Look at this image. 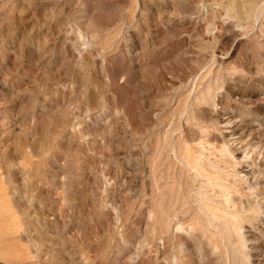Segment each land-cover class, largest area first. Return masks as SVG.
Masks as SVG:
<instances>
[{
  "label": "rangeland",
  "instance_id": "374dc122",
  "mask_svg": "<svg viewBox=\"0 0 264 264\" xmlns=\"http://www.w3.org/2000/svg\"><path fill=\"white\" fill-rule=\"evenodd\" d=\"M0 264H264V0H0Z\"/></svg>",
  "mask_w": 264,
  "mask_h": 264
},
{
  "label": "bare ground",
  "instance_id": "6f19581e",
  "mask_svg": "<svg viewBox=\"0 0 264 264\" xmlns=\"http://www.w3.org/2000/svg\"><path fill=\"white\" fill-rule=\"evenodd\" d=\"M234 1H235V3H236L237 0H233V2H234ZM254 1H255V0H254ZM237 3H238V2H237ZM248 3H250V2H248ZM248 3H247V5H244L245 7L243 6V11L247 10L246 13H248L249 10H251V8H249L250 5L248 6ZM231 4H232V3H231ZM255 5H256V4H255ZM238 7H239V6H238ZM226 8H227V6H226ZM245 8H247V9H245ZM254 8H255V7H254ZM254 8H253V10H254ZM254 11H255V10H254ZM225 12H226V10H225ZM233 12H234V11H233ZM226 13H227V12H226ZM235 13H236V12H235ZM246 13L244 12V13H242V14L245 15ZM250 13H251V12H250ZM232 14H233V13H232ZM248 14H249V13H248ZM252 14H253V13H252ZM234 16H235V15H234ZM242 16H243V15H242ZM239 17H240V15H239ZM244 17H245V16H244ZM250 17H251V15H250ZM252 17H253V16H252ZM235 18H236V16H235ZM241 21H243V20L241 19ZM209 82H210V81H209ZM210 86H211V85H210ZM206 90H207V88H206ZM206 90H205V92L208 93L209 91H206ZM202 93H203V96H204V94H206V93H204V92H201L200 95H199L200 97H201ZM207 95H208V94H207ZM196 100H197V102L199 103V102H201V101H204V102H205L206 99H205V97H204V98L201 97L200 99H199V98H196ZM196 100L194 99L195 102H196ZM207 101H208V99L206 100V102H207ZM197 102H196V103H197ZM204 102H202V103H204ZM198 103H197V104H198ZM202 103H200V104H198V105H201ZM205 104H206V103H205ZM198 105H197V107H198ZM202 106H205V105L202 104L201 107H202ZM206 107H207V106H206ZM185 122H186V121H185ZM195 125H196V124H195ZM198 125H199V124H198ZM196 128H197V127H196ZM197 129H198V128H197ZM200 129H201V128H200ZM202 135H203V134H202ZM195 136H196V135H195ZM195 136H194V137H195ZM197 136H198V135H197ZM197 136H196V137H197ZM198 137H199V136H198ZM183 139H184V138H183ZM194 141H195V140H194ZM188 142H189V141H188ZM195 142H196V141H195ZM205 142H206V141H205ZM157 155H158V154H157ZM198 158H199V157H198ZM187 162H188V161H187ZM189 164H190V162H189ZM186 165H187V164H186ZM186 165H185V166H186ZM195 165H196V164H195ZM205 166H206V165H205ZM187 167H188V165H187ZM190 167H191V166H190ZM202 168H203V166H202ZM203 169H204V168H203ZM190 170H191V169H190ZM199 170H200V169H199ZM207 170H208V169H207ZM203 171H204V170H203ZM202 174H203V173H202ZM161 189H162V188H161ZM158 194H159V193H158ZM227 200H228V199H227ZM227 200H225V201H227ZM231 200H232V199L230 198V200H228L227 203H229V201H231ZM157 203H158V202H157ZM161 203H162V202H161ZM163 203H164V202H163ZM154 205H155V203H154ZM154 205H153V206H154ZM163 205H164V204H163ZM153 206H152V207H153ZM155 206H156V207L158 206L159 209H161V208L164 209V207H161V204L159 205V203H158V205H155ZM225 206H229V205H228V204H227V205L225 204ZM156 207H155V208H156ZM160 207H161V208H160ZM231 207H232V206H231ZM234 207H235V205H234ZM152 209H153V208H152ZM157 209H158V208H157ZM163 209H161V210H163ZM205 209H206V208H205ZM161 210H160V211H161ZM208 210H210V209H208ZM208 210H207V211H208ZM160 211H159V212H160ZM214 211H215V209H214ZM155 212L158 213V210H156ZM162 212H163V211H162ZM158 214L160 215L161 213H158ZM224 214H225V213H224ZM229 214H230V213H229ZM159 215H158V216H159ZM162 215H163V213H162ZM165 215H166V214H165ZM214 215H215V213H214ZM214 215H213V216H214ZM216 215H217V214H216ZM216 215H215L214 217H216ZM195 216H196V215H195ZM218 216H220V215H218ZM221 216H222V215H221ZM227 216H228V215H227ZM227 216H226V217H227ZM234 216H235V215H234ZM160 217H161V219L164 221L165 218L163 219L162 216H160ZM160 217H158V218H160ZM214 217H213V218H214ZM231 217H233V216H231ZM237 217H238V216H237ZM227 218H228V217H227ZM217 219H218V218L216 217V220H217ZM219 219H220V217H219ZM221 219L223 220V218H221ZM225 219H226V218H225ZM225 219L223 220V222L225 221ZM159 220H160V219H159ZM197 220H198V219H197ZM222 220H221V221H222ZM234 220H236V219H234ZM160 221H161V220H160ZM163 221H161V223H165V221H164V222H163ZM210 221H211V220H210ZM226 221H227V223H228L229 220L226 219ZM214 222H215V220H213V223H214ZM219 222H220V221H219ZM229 222H230V221H229ZM232 222H233V220H232ZM232 222H230V223H232ZM217 223H218V221H216V224H217ZM164 225H166V223L163 224V226H164ZM219 225H220V224H219ZM222 225H223V224H221L220 226H222ZM233 225H234V223H232L231 227H232ZM217 226H218V225H217ZM229 226H230V224H229ZM164 227H165V226H164ZM223 227H224V228H223ZM225 227H226V222H225V226H222V228L225 229ZM231 227H230V229L234 228L235 225H234V227H232V228H231ZM161 228H163V227H161ZM216 228H217V227H216ZM217 229H218V228H217ZM226 229H227V228H226ZM226 229H225V230H226ZM235 229H236V227H235ZM204 231H205V230H204ZM216 231H217V230H216ZM219 231H220V230H219ZM219 231H218V232H219ZM222 231H224V230H222ZM164 232H165V230H164ZM220 232H221V231H220ZM225 232H226V231H225ZM225 232H224V234H225ZM227 232H228V231H227ZM222 233H223V232H222ZM228 234H229V233H228ZM225 235H226V234H225Z\"/></svg>",
  "mask_w": 264,
  "mask_h": 264
}]
</instances>
